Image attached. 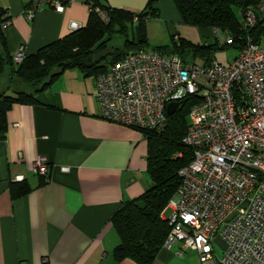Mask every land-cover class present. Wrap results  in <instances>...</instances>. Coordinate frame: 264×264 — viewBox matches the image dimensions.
<instances>
[{"label":"crops","instance_id":"1","mask_svg":"<svg viewBox=\"0 0 264 264\" xmlns=\"http://www.w3.org/2000/svg\"><path fill=\"white\" fill-rule=\"evenodd\" d=\"M147 1L98 0L130 13ZM30 7L31 0H0L9 18L1 28L9 57L19 48L25 56L34 54L68 35L71 22L83 27L89 14L86 0H74L59 13L44 8L27 20ZM152 8L155 18L184 25L169 0H156ZM195 29L210 33L205 40L214 34ZM7 72L4 67V83ZM3 90L10 91L8 84ZM95 94L94 77L66 70L34 94L37 104H13L6 111L0 139V264H136L113 257L117 238L110 218L151 186L146 141L135 130L102 120ZM37 156L47 162L45 182L29 170ZM20 182L29 191L12 197L10 185ZM210 243L211 257L204 262L196 252L173 245L161 247L154 264H219L224 244L217 237Z\"/></svg>","mask_w":264,"mask_h":264},{"label":"built area","instance_id":"2","mask_svg":"<svg viewBox=\"0 0 264 264\" xmlns=\"http://www.w3.org/2000/svg\"><path fill=\"white\" fill-rule=\"evenodd\" d=\"M73 2L31 0L25 18L44 8L59 13ZM87 8L107 21L98 7L88 2ZM261 20L264 0L243 13V45L227 65L182 62L177 55L142 48L94 77L100 118L137 132H162L166 106L177 108L190 98L182 143L190 148L191 161L177 172L161 247L192 250L200 262L211 257L210 240L217 237L224 244L219 264H264V43L248 34ZM79 28L71 22L68 33ZM24 56L19 48L13 65ZM29 170L47 180L44 157H35Z\"/></svg>","mask_w":264,"mask_h":264},{"label":"trees","instance_id":"3","mask_svg":"<svg viewBox=\"0 0 264 264\" xmlns=\"http://www.w3.org/2000/svg\"><path fill=\"white\" fill-rule=\"evenodd\" d=\"M169 1L182 24L230 35L229 46L240 51L245 35L239 30L243 13L253 8L258 0ZM88 2L91 7L103 11L106 22H102L90 10L83 27L40 48L34 54L24 56L18 65H13L11 57L5 54L0 28V76L3 68H8L6 81L10 89L5 91L4 86L0 87V139L6 129V111L13 104H37L34 94L45 89L62 72L75 69L85 77H95L131 51L144 48L142 30L146 21L157 16L152 8L156 0H148L138 13L109 8L98 0H86V4ZM7 20L8 16L0 9V27ZM263 22L259 21L248 32L255 42L263 34ZM128 27L132 34L131 40H128ZM113 33L121 34L125 38L124 44L107 50V43ZM172 37L169 46L154 50L164 55H177L182 62L197 60L202 66L212 61L215 38L210 42L204 39L200 43H191L184 39L175 42ZM223 45L228 44L224 42ZM190 104V98L179 102L175 111L165 116L166 124L162 132L138 131L146 141L145 171L151 186L137 198L124 202L110 218L117 238L112 252L117 261L129 259L136 264H154L169 230L163 213L168 211V202L179 185L177 172L191 161V150L182 143ZM28 191L29 186L24 182L10 185L12 197H19Z\"/></svg>","mask_w":264,"mask_h":264},{"label":"rangeland","instance_id":"4","mask_svg":"<svg viewBox=\"0 0 264 264\" xmlns=\"http://www.w3.org/2000/svg\"><path fill=\"white\" fill-rule=\"evenodd\" d=\"M264 26V22H263ZM144 30H142L144 34L145 39V45L144 48L149 50H154L157 47H164L169 46L171 44V36H176L175 42L178 41V39H185L191 43H198L199 41H203L206 36H210V33L208 34V31L205 30H196L193 27H187L182 25H177L173 20H162L161 17L159 19L152 18L149 19L144 24ZM138 31V30H137ZM130 28L128 27V40H131L132 34H130ZM109 41L107 43V50L113 48V47H121L124 44L125 38L118 33H113L110 35ZM172 37V38H173ZM229 38L230 35L225 36L224 34L220 32H214V34L211 36V38H208L207 41L210 42L215 38L216 46L215 50L212 55V60L216 61L217 63L221 65H227L229 62H231L237 55L238 49H236L233 46L229 45H223L226 38ZM261 43H264V29L263 34L261 35V38L259 40ZM155 51V50H154ZM187 61L199 64V61L197 60H191L188 59ZM104 61H102V64ZM107 62H105L106 64ZM0 85H7V83H4V78H0ZM187 118V125L189 124V119ZM169 211H165L163 213V217L166 218Z\"/></svg>","mask_w":264,"mask_h":264},{"label":"water","instance_id":"5","mask_svg":"<svg viewBox=\"0 0 264 264\" xmlns=\"http://www.w3.org/2000/svg\"><path fill=\"white\" fill-rule=\"evenodd\" d=\"M175 108H176V103H170L166 106L165 108V114L167 116L171 115L174 111H175Z\"/></svg>","mask_w":264,"mask_h":264}]
</instances>
